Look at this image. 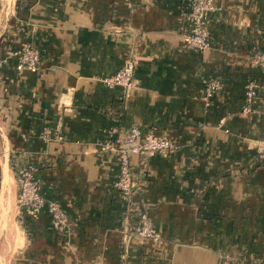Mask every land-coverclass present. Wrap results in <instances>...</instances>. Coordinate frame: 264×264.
Instances as JSON below:
<instances>
[{
  "label": "crops",
  "instance_id": "obj_1",
  "mask_svg": "<svg viewBox=\"0 0 264 264\" xmlns=\"http://www.w3.org/2000/svg\"><path fill=\"white\" fill-rule=\"evenodd\" d=\"M211 3L210 47L198 51L185 40L187 0H0V58L26 42L40 52L36 69L0 66L4 264H264V68L251 59L264 47V0ZM127 58L134 86L104 84ZM212 77L222 86L206 101ZM247 81L255 111L243 115ZM56 123L62 139H43ZM132 126L177 147L131 157L126 201L113 182ZM26 163L64 209V235L44 207H16ZM140 213L159 241L133 233Z\"/></svg>",
  "mask_w": 264,
  "mask_h": 264
},
{
  "label": "built area",
  "instance_id": "obj_2",
  "mask_svg": "<svg viewBox=\"0 0 264 264\" xmlns=\"http://www.w3.org/2000/svg\"><path fill=\"white\" fill-rule=\"evenodd\" d=\"M187 11L184 13V20L187 25L185 40L187 45L194 50H204L210 47L208 31L206 27L207 13L212 9L211 0H187ZM8 57L15 59L14 69L20 73L25 70L36 69L40 62V52L31 42H26L18 48L9 50L6 55L0 58V66ZM252 62L264 68V47L252 54ZM134 62L127 58L118 70L109 77H104L101 81L107 86H120L131 88L135 81L133 78ZM221 80L212 77L203 81L204 99L207 101L214 93L220 90ZM255 85L252 81H247L243 85V105L240 113L247 115L254 109ZM60 125L55 124L54 131L43 129L41 137L46 140H61L59 133ZM177 147L173 140L157 137L151 133H140L139 129L132 126L125 133L124 142L118 147V173L113 186L122 197L128 201L133 190V173L130 160L132 156L142 157L151 155L165 156ZM264 151V142L259 145ZM35 167L26 163L16 170L15 184L17 188L15 196L16 207L20 210L30 209L38 211L45 208L49 215L50 223L59 235H64L67 226V217L63 208L56 201L44 200L40 194V180L35 176ZM133 233L139 237L146 238L152 242L161 239L159 232L152 226L145 213L138 215ZM214 264H242L232 262L226 257H220Z\"/></svg>",
  "mask_w": 264,
  "mask_h": 264
},
{
  "label": "rangeland",
  "instance_id": "obj_3",
  "mask_svg": "<svg viewBox=\"0 0 264 264\" xmlns=\"http://www.w3.org/2000/svg\"><path fill=\"white\" fill-rule=\"evenodd\" d=\"M7 211H8V209H5L4 212H7ZM2 260H3V258L0 256V263H1V264H4V262H3Z\"/></svg>",
  "mask_w": 264,
  "mask_h": 264
}]
</instances>
